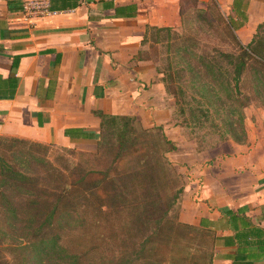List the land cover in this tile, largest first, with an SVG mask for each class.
Masks as SVG:
<instances>
[{
	"label": "crops",
	"instance_id": "1",
	"mask_svg": "<svg viewBox=\"0 0 264 264\" xmlns=\"http://www.w3.org/2000/svg\"><path fill=\"white\" fill-rule=\"evenodd\" d=\"M7 1L0 0V136L91 151L95 138L65 130L97 134L95 110L135 116L144 128L171 121L172 99L167 100L155 65L136 56L147 25L181 24V0H79L73 8L55 10L50 0H38L50 12L31 14L23 10L31 0H11L10 8ZM215 2L247 45L264 23V0ZM192 152L203 153L183 154ZM249 156L244 157L243 165L251 169L244 187L228 191L218 183L210 193L211 186H199L198 179L184 186L178 219L212 232V264H264V170L254 176Z\"/></svg>",
	"mask_w": 264,
	"mask_h": 264
},
{
	"label": "rangeland",
	"instance_id": "2",
	"mask_svg": "<svg viewBox=\"0 0 264 264\" xmlns=\"http://www.w3.org/2000/svg\"><path fill=\"white\" fill-rule=\"evenodd\" d=\"M180 14L179 26L172 27L171 31L150 30L141 49L142 57L151 60L158 69L159 80L163 77V73L159 71H168L184 92L185 110L182 114L173 88L166 90L167 100L172 99L173 109L172 119L163 125V129L178 145V151L171 153L169 159L174 162L182 181L170 176L164 193L168 197L178 186L184 187L195 179H198L199 186L208 183L211 186L210 193L217 191L218 183L227 187L228 191L233 190L237 184L244 187L250 179L249 171L251 172L249 167L243 165L247 152H250L249 157H252L254 176L264 170V76H260L254 68L248 67L238 83L237 89L240 93L238 97L235 96L236 88L234 89L233 82L227 88L221 78L214 80L209 72L208 64L212 58H217L213 65L223 64L219 58L220 51L238 52L215 0H207L204 4H199L197 0H185L182 2ZM259 35L264 41V27ZM182 67L185 70L179 71ZM192 68L200 71V82L206 85L203 88L206 97L201 94L194 81L197 79L193 80L190 71ZM209 104H214V107ZM205 107L210 110L208 118L201 112ZM191 112H194L195 116ZM3 141L5 144H11L12 151L18 154L15 161L17 167L34 178V183L46 192L43 196L47 198L56 194L55 185L77 181L88 168L104 170L109 166L114 154L106 140L101 145L100 152H97L96 148L92 149L93 151L68 148L67 151V148L53 143H36L20 138H6ZM193 149L203 153L200 157L193 152L186 156L183 154ZM34 157H40L41 160L37 162ZM235 157L236 162H231ZM185 161L191 162L189 167ZM195 162H201L199 168H195ZM232 166L239 168L231 171ZM72 190L71 195H80L77 188ZM16 197L21 198L18 195ZM180 200L181 198L174 202L168 212L170 224L159 237H153L157 242L156 257L162 259L165 264H195V261H203L201 251L205 248L201 247L202 240L197 233H187L183 228L174 231L170 229L172 223L177 220ZM23 209L26 210V207ZM41 210H44V203ZM31 213H34L33 210ZM126 216L124 213L121 217L124 220L127 219ZM4 217L5 213L0 212V264H39L38 252L33 253V248L29 247L30 234L21 229V224L9 227L3 222ZM21 217L24 219L26 214L20 213L19 218ZM81 218L86 219L84 215ZM123 220L116 217L113 227L106 226L98 231L105 248V261L111 257L109 249L122 246L121 241L126 235L121 229L125 226ZM109 228L113 229L114 233L111 234ZM92 233L93 231L82 226L72 230L52 228L44 231V235L50 234L46 235L49 237L59 235V242L68 250L87 249ZM37 237L38 235L35 236ZM56 261V258H50L40 264H56Z\"/></svg>",
	"mask_w": 264,
	"mask_h": 264
},
{
	"label": "trees",
	"instance_id": "3",
	"mask_svg": "<svg viewBox=\"0 0 264 264\" xmlns=\"http://www.w3.org/2000/svg\"><path fill=\"white\" fill-rule=\"evenodd\" d=\"M56 1L62 2L61 8L54 4ZM184 1L181 0L180 13ZM11 2V0L7 1L9 8ZM78 3L79 0H50V8L52 10L73 8ZM118 8L116 7V10ZM221 16L224 20V16L222 14ZM224 23L238 52L220 51L219 58L222 59L223 64L213 65L217 58H212L208 67L210 76H213L214 80L221 78L227 88L233 82V87L236 88L234 94L238 97L240 93L237 89L238 83L248 67L254 68L260 76H264V41L259 35L264 23L257 27L255 37L247 45L239 42L234 32L235 28L229 21L225 19ZM150 30L171 31L172 27L147 25L142 44ZM136 58L145 59L141 51ZM181 70L185 68L182 67L179 71ZM190 71L193 80L197 79L194 81L201 94L206 97L203 89L206 85L200 82L202 80L200 71L194 68ZM159 73H163L161 81L165 89L173 88V94L180 105L179 111L184 114L182 87L176 83L177 80H174L170 72L159 71ZM209 106L214 107V104ZM201 112L207 118L210 115L208 107ZM94 114L100 118L97 134L81 133L79 129H66L65 134L95 138L97 152H100L101 145L106 140L114 153L109 166L104 170L88 168L77 181L55 185L56 194L51 198L44 197L46 192L34 183V178L17 167L15 161L18 154L12 151L11 144H5L3 140L20 138L41 142L11 134L0 136V212L5 213L6 216L3 222L9 227L21 224V229L30 234L29 247L33 248V253L38 252L39 264L50 258H56V264H165L162 259L156 257L157 242L153 237L155 235L159 237L170 224V219L167 218L168 212L183 193L182 185L168 197L164 193L170 176L182 181L180 173L168 157L169 153L177 149V145L167 136L162 125L144 128L135 116L103 113L99 110H95ZM191 114L195 116L194 112ZM197 121L200 122L199 119ZM64 148L69 151L68 147ZM34 159L37 162L41 160L40 157ZM133 161L135 162L132 163ZM74 188L78 189L80 195L70 194ZM18 198L21 199L20 202ZM42 203L44 210H41ZM25 207L26 210L23 209ZM31 210L34 213H31ZM20 213L26 214V217L19 218ZM124 213L127 219L123 220L121 216ZM82 215L86 219H82ZM116 217L123 220L126 227L123 225L121 229L126 235L121 241V248L108 250L111 257L105 261L103 259L105 248L100 241L98 231L106 226L113 227ZM176 217L177 220L172 223L171 230L183 228L187 233H197L202 240L201 247L205 248L201 251L203 261H195V264H212L215 243L212 232L201 225L182 222L178 216ZM81 226L93 231L91 243L85 250H68L59 242L61 239L59 235L50 237L46 236L50 234L44 235L47 229L72 230ZM109 230L111 234L114 233L113 229L109 228Z\"/></svg>",
	"mask_w": 264,
	"mask_h": 264
},
{
	"label": "built area",
	"instance_id": "4",
	"mask_svg": "<svg viewBox=\"0 0 264 264\" xmlns=\"http://www.w3.org/2000/svg\"><path fill=\"white\" fill-rule=\"evenodd\" d=\"M23 10L30 14L38 11H44L47 13L50 12L47 6H45L41 1L38 0L28 1L24 3Z\"/></svg>",
	"mask_w": 264,
	"mask_h": 264
}]
</instances>
